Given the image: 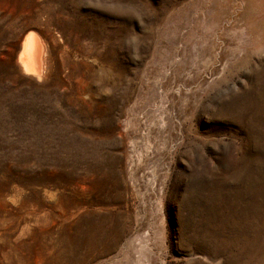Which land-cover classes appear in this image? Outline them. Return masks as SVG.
Returning a JSON list of instances; mask_svg holds the SVG:
<instances>
[{"label":"rangeland","instance_id":"rangeland-1","mask_svg":"<svg viewBox=\"0 0 264 264\" xmlns=\"http://www.w3.org/2000/svg\"><path fill=\"white\" fill-rule=\"evenodd\" d=\"M0 264H264V0H0Z\"/></svg>","mask_w":264,"mask_h":264},{"label":"bare ground","instance_id":"bare-ground-1","mask_svg":"<svg viewBox=\"0 0 264 264\" xmlns=\"http://www.w3.org/2000/svg\"><path fill=\"white\" fill-rule=\"evenodd\" d=\"M20 66L24 73L39 80L45 74L46 44L37 35L30 33L25 36L20 53Z\"/></svg>","mask_w":264,"mask_h":264}]
</instances>
